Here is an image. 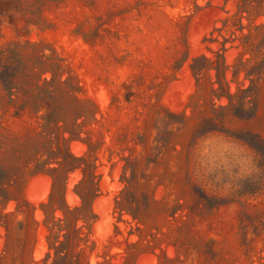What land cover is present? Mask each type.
<instances>
[{"label":"rangeland","instance_id":"1","mask_svg":"<svg viewBox=\"0 0 264 264\" xmlns=\"http://www.w3.org/2000/svg\"><path fill=\"white\" fill-rule=\"evenodd\" d=\"M0 264H264V0H0Z\"/></svg>","mask_w":264,"mask_h":264},{"label":"trees","instance_id":"2","mask_svg":"<svg viewBox=\"0 0 264 264\" xmlns=\"http://www.w3.org/2000/svg\"><path fill=\"white\" fill-rule=\"evenodd\" d=\"M200 60L204 61V62L207 63V64H211V62H210L208 59H205V58H203V57H202V58H199V59H194L192 65L190 66L191 71H192V73H193L194 76H197V75L201 72V70H199V68L197 67V63H198ZM240 93H242V92L239 91V94H240ZM227 99H228V101H229V104H232V101H234V100L236 99V96H228ZM238 101H239V100H238ZM244 101H245V98H243V99L241 100V103L244 104Z\"/></svg>","mask_w":264,"mask_h":264}]
</instances>
